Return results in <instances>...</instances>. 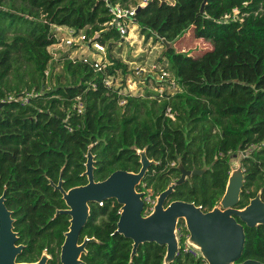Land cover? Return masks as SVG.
I'll return each instance as SVG.
<instances>
[{"label": "trees", "instance_id": "trees-1", "mask_svg": "<svg viewBox=\"0 0 264 264\" xmlns=\"http://www.w3.org/2000/svg\"><path fill=\"white\" fill-rule=\"evenodd\" d=\"M128 1L0 0V195L5 191L26 244L19 261L37 260L47 248V264H59L69 216H54L66 206L50 181L57 183L61 174L65 189L84 184L90 144L96 180L116 169L138 171L136 149L145 148L155 162L137 188H150L154 196L180 176L179 164L203 168L177 184L169 201L194 202L204 210L225 191L229 159L246 151L239 207L258 189L264 198V0H149L139 7L134 21L145 39L163 46L159 60L174 86L136 74L111 52L123 37L107 23L109 7H129ZM52 26L95 36L106 47L105 67L97 71L82 57L64 55L61 71L46 74L48 46L57 42ZM189 28L212 48L196 57L175 50L172 43ZM118 72L142 84V94L121 93L125 78L119 87L104 83ZM25 93L26 104L6 100ZM119 208L115 199L90 204L81 237L96 240L87 242L84 264H162L165 246L155 242L140 244L130 261L131 239L114 232ZM178 228L180 247L170 264H207L183 251L182 220ZM244 229L240 260L264 263V225Z\"/></svg>", "mask_w": 264, "mask_h": 264}, {"label": "water", "instance_id": "water-1", "mask_svg": "<svg viewBox=\"0 0 264 264\" xmlns=\"http://www.w3.org/2000/svg\"><path fill=\"white\" fill-rule=\"evenodd\" d=\"M139 7L141 6L136 7V11ZM162 42L169 46L164 39ZM2 104L0 102V106ZM90 147L91 144L85 154V169L82 172L87 180L84 184L65 189L61 174L57 183L50 181L53 188L61 193L66 206L56 209L54 216H69L68 229L64 232L59 251L61 264H84L81 255L86 252V244L96 240L94 237L84 236L82 241H79L81 230L90 214V203L107 199H115L120 204L114 232L131 239L130 261L140 244L155 242L165 246L162 264H170L179 249L178 222L182 220L187 231L185 241L199 250L200 257L207 264H264L253 258L240 260L245 244L244 225H264L262 189H258L244 206L239 207L244 182L242 157L246 156V151H241V154L229 159L230 172L225 191L215 207L204 210L194 202L178 199L169 201V196L177 184L204 171L203 168L186 169L179 164L180 176L156 194L152 210L144 214V192L137 187L149 166L155 162L147 156L145 148L136 149L140 162L138 171L116 169L105 178L96 180L94 156ZM13 222L12 211L5 205L4 191L0 195V264H46L49 258L46 249L36 261H16L24 245L15 244L18 237L12 231Z\"/></svg>", "mask_w": 264, "mask_h": 264}, {"label": "rangeland", "instance_id": "rangeland-1", "mask_svg": "<svg viewBox=\"0 0 264 264\" xmlns=\"http://www.w3.org/2000/svg\"><path fill=\"white\" fill-rule=\"evenodd\" d=\"M148 1L149 0H129L128 4L130 5L129 7H135L136 9L137 6H144ZM165 1L171 2L172 0ZM52 29L56 33V36L61 37V39L59 43H54L48 46V50L51 53L52 57L50 66L46 70V74L50 71V68L53 69V73L61 71V62L64 58V55H69V57H79L82 53H86V55H89V57L94 56L95 58L99 59V54L95 53L96 50H88L86 48H83V45L79 47L74 45H67L66 42L62 40L63 38L65 39L70 36V33H72L70 28L66 26H52ZM172 46L177 51L184 52L193 57H196L201 55L204 51L211 49L212 43L207 39L194 37L192 34V30L189 28L182 36L177 38L172 43ZM162 51L163 46L160 44V42L153 41L151 37L149 39H145L144 36L140 34L139 27L135 23L134 18L131 23H128L127 31L125 32L123 39L117 42L111 50V52L115 56L128 63L130 68L136 69V74L140 73L143 77L150 75L154 78L155 81L159 79H165L166 81H168V79H170L169 72L167 77H160L161 71H163L164 66H166L165 61H163L162 59L159 60ZM124 78L125 87L122 88L121 93H126V91H128L133 95L142 94V84H139L138 82L133 80V77L131 75H126L125 77H123L122 74L118 72V74L113 77L110 83H112L113 87H119L121 85L122 79ZM45 82H50L48 75L45 78ZM51 82H54L53 76L51 78ZM122 102L123 101L121 100L120 103ZM238 154H241V151L236 152L235 156ZM242 168L245 169L243 167V163Z\"/></svg>", "mask_w": 264, "mask_h": 264}, {"label": "built area", "instance_id": "built-area-1", "mask_svg": "<svg viewBox=\"0 0 264 264\" xmlns=\"http://www.w3.org/2000/svg\"><path fill=\"white\" fill-rule=\"evenodd\" d=\"M236 11L237 10L234 9V12H236ZM109 12L111 14V19L107 23L109 24V26H115L116 29L121 34V36L124 37V34L127 31L128 23H131L133 21V15L136 12L135 7H125V6H121L119 4H115V5H112V6L109 7ZM224 17H227V14L224 15ZM71 32L72 33H70V36L65 38L66 40L64 38L62 40H64L67 45H74V46H77V47L83 45L82 47L86 48L88 50H90V49L96 50L95 53L99 54V59L95 58L94 56L93 57H89V55L87 56L86 53H82L79 57L80 58L82 57V60L84 62L91 63V65L97 71L101 70L103 67H105V62H106V60H105V55H106V47H105V45L99 43L98 41H96L95 40V36L90 37L89 39H87L84 32L75 31L74 29H71ZM55 37L57 39L56 43H59L61 37H57L56 33H55ZM161 73H160V77L161 78H164V77L168 76V72H166L164 69H163V71H161ZM112 79H113L112 77L105 78L104 79V83L106 85H112V83H110V81ZM168 82L172 86H174L173 79H168ZM158 91L161 92L162 88H159ZM29 97H30V93H25L24 95H21L19 97H14V96L10 95V96L7 97L6 100H18V101L21 102V104H26L29 101ZM1 101H5V99H2ZM81 107H82L81 103H77L78 111L81 110ZM166 114L173 118L172 113H170V108H167ZM143 191H144L143 213L147 214L153 208V204L155 203L156 195L154 196L152 191L149 188L144 189ZM102 203H103V201L99 202L98 204L102 205ZM215 206L216 205H214L213 207H215ZM178 234L180 235V228H178ZM186 236H185L184 242L182 244L183 251L184 252H188V253H190L193 256H200L199 250H197L194 247H192L189 244H187V242L185 241ZM179 247H180V245H179Z\"/></svg>", "mask_w": 264, "mask_h": 264}, {"label": "flooded vegetation", "instance_id": "flooded-vegetation-1", "mask_svg": "<svg viewBox=\"0 0 264 264\" xmlns=\"http://www.w3.org/2000/svg\"><path fill=\"white\" fill-rule=\"evenodd\" d=\"M140 191H143V190H140ZM144 192V191H143ZM6 199V198H5ZM91 204V203H90ZM5 205H6V203H5ZM6 207H7V205H6ZM8 208V207H7ZM9 210H11L12 211V217L14 218V222H13V228H12V231L13 232H15L16 234H17V240L15 241V244L16 245H18V244H23L24 246H23V248H22V250H21V252L17 255V257L22 253V251H23V249L25 248V246H26V244L25 243H23L22 241H20V235H19V232H18V230L15 228V220H16V217L14 216V211L12 210V209H10V208H8ZM67 215V214H66ZM90 215V214H89ZM89 218V217H88ZM88 221V220H87ZM87 223V222H86ZM86 225V224H85ZM85 225L83 226V228L85 227ZM83 228H82V230H83ZM82 230H81V232H82ZM84 237V236H83ZM83 237H81V233H80V239H79V241H82V239H83ZM88 237V236H87ZM44 249H46V252H47V254L49 255V258H48V260H47V263H48V261H49V259L51 258V254L50 253H48V251H47V248H44ZM43 249V250H44ZM42 250V251H43ZM59 251H60V248H59ZM42 253V252H41ZM84 253H82V255H83ZM41 255V254H40ZM40 255L37 257V259L40 257ZM82 255H81V259H82ZM17 257H16V261L17 262H32V261H19V260H17ZM58 258H59V254H58ZM34 261H36V260H34ZM46 263V264H47ZM59 264H61L60 263V260H59Z\"/></svg>", "mask_w": 264, "mask_h": 264}]
</instances>
